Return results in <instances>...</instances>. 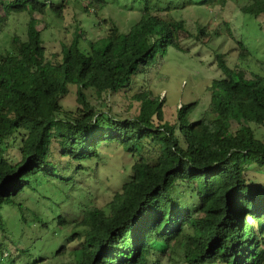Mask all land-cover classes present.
<instances>
[{"label":"trees","instance_id":"1","mask_svg":"<svg viewBox=\"0 0 264 264\" xmlns=\"http://www.w3.org/2000/svg\"><path fill=\"white\" fill-rule=\"evenodd\" d=\"M61 4L0 0L6 14L29 12L25 38L14 33L9 47L0 50V237L6 228L1 207L29 178L68 182L87 173L104 147L115 145L131 157L130 170L107 208L82 202L79 220L57 217L68 232L55 253L72 255L58 264H159L162 257L172 264H264V183L252 186L246 177L253 164L264 167V138L255 128L264 124V74L245 75L243 41L224 21L238 52L233 65L226 52H215L221 75L209 84L213 115L205 110L190 119L195 104L190 101L180 103L168 120L164 96L150 87L133 92L135 77L168 46L182 49L187 37L205 41L206 25L192 33L182 17L166 18L145 4L126 31L111 23L106 34L87 39L83 47L78 26L60 58H48L33 11L44 13L50 6L58 13ZM239 8L258 15L264 13V0H246ZM70 85L76 86L73 108L60 101ZM87 90L99 97H127L132 91L136 111L113 115L97 109ZM186 194L195 207L187 206ZM4 250L0 243V264H18L4 262ZM174 250L179 259L172 256Z\"/></svg>","mask_w":264,"mask_h":264},{"label":"rangeland","instance_id":"2","mask_svg":"<svg viewBox=\"0 0 264 264\" xmlns=\"http://www.w3.org/2000/svg\"><path fill=\"white\" fill-rule=\"evenodd\" d=\"M52 1L54 5L62 3V0ZM89 1L65 0L58 13L50 6L44 13L33 11L39 20L37 26L42 31L48 58H60L62 45L70 41L78 26L83 31L79 38L83 47H87V39H97L106 34L111 23L126 31L145 11V4L150 6V11L164 13L166 18L182 17L192 33L196 32L197 25H206L210 35L205 41L187 37L182 40V49L168 46L165 51L158 52L135 77L133 92L150 87L153 94L164 96L163 110L168 120L174 118L180 103L190 101H195L190 119L198 118L205 110L209 116L213 115L209 109V84L214 77L221 75L215 52H226L230 65L234 64L238 52L224 21L248 50V56L242 59V64L248 67L245 75L253 77L251 71L264 74V13L254 15L242 12L239 5L246 0H103L99 4H89ZM158 5L167 8H158ZM28 17L29 12L23 10H12L6 14L0 5V50L9 47L14 33L25 38ZM215 30L221 31L220 34L214 33ZM131 92L127 93V97L111 93L99 97L91 90H87L86 94L97 109L113 115H132L138 102L130 99ZM60 101L64 107L73 108L77 104L76 86L70 85ZM129 102L131 106L128 108ZM232 123V129H235L238 124L235 121ZM255 128L258 136L264 138V124ZM131 163V157L121 147L111 145L101 150L99 158L92 161L93 166L87 173L75 174L68 182L52 176L29 178V184L1 207L6 228L0 243L8 249L3 252V261L14 259L19 260L18 264H25L43 257L36 264H58L61 260L70 259L72 255L69 251L60 255L55 253L68 232L58 224L57 217L62 215L72 222L79 220L82 214L80 207L85 205L82 202L107 208L114 191L120 188L129 172ZM246 177L252 186L264 183V167L253 164L246 170ZM183 199H186L187 206H196V201L187 194ZM247 218L256 224L250 216ZM43 221L46 224L41 225ZM73 245V242L68 243L67 249ZM172 256L179 259V250H174ZM159 264L172 263L162 257Z\"/></svg>","mask_w":264,"mask_h":264},{"label":"clouds","instance_id":"3","mask_svg":"<svg viewBox=\"0 0 264 264\" xmlns=\"http://www.w3.org/2000/svg\"><path fill=\"white\" fill-rule=\"evenodd\" d=\"M48 4L50 3V2H52V0H45Z\"/></svg>","mask_w":264,"mask_h":264}]
</instances>
